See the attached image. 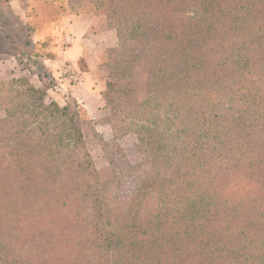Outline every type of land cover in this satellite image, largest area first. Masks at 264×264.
Wrapping results in <instances>:
<instances>
[{
  "label": "trees",
  "instance_id": "obj_1",
  "mask_svg": "<svg viewBox=\"0 0 264 264\" xmlns=\"http://www.w3.org/2000/svg\"><path fill=\"white\" fill-rule=\"evenodd\" d=\"M32 1L30 21L12 14L22 45L0 29L20 61L48 55L29 32L60 13L108 18L117 45L98 65L101 96L120 116L114 140L134 132L145 159L128 162L77 100L46 101L47 72L46 89L6 81L0 264H264V0ZM90 138L111 178H99ZM124 178L139 181L128 198Z\"/></svg>",
  "mask_w": 264,
  "mask_h": 264
},
{
  "label": "rangeland",
  "instance_id": "obj_2",
  "mask_svg": "<svg viewBox=\"0 0 264 264\" xmlns=\"http://www.w3.org/2000/svg\"><path fill=\"white\" fill-rule=\"evenodd\" d=\"M5 4L7 3L0 4V14H5V21H11V24L8 25L6 22L5 25L0 24V29L1 31L5 30L7 33L12 35L14 39H16L17 43L22 45V41L24 40V37H26V32L21 29V26L17 22H13L12 14L14 13L19 15L23 21L28 22L32 19V15L35 14V10L31 9V7L37 3H34L32 0L27 1L24 11L20 14L13 12ZM70 14L76 13L73 10L64 14L60 13L58 15V22L56 25L50 24L44 27L41 26L42 28H40V33L29 32V39L31 40L29 46L35 45V48L40 50V52H47L48 54L44 57L35 59L34 62L18 60L8 47V40L3 39V42H5L6 45H4V43L3 45L0 44V85H4H1L0 93L4 94L9 91L5 82L12 79H23L32 86L46 89L45 84L40 79L42 74L39 73L47 72L50 76L46 80L47 94L45 99L46 101L52 99L56 101L60 107H62L70 104L72 99H77L71 95L69 89L65 91L60 89L61 83L77 85L84 82L82 77L85 76L86 80L94 82L96 89L99 90L101 105L104 110L102 115L99 117L92 118L89 115L94 121L96 130L102 135L105 141L112 143L116 142L122 148L124 156L128 162H142L145 159V152L143 147L138 142L134 132L128 133L117 138V140H114V128L112 124L120 116L113 114V111L108 105H106L101 96V92L105 90V73L98 65L109 59L108 56H106L105 51L117 45L116 30L113 27H110L108 18L103 14H96L91 10L77 13L88 17V21L90 22V27L83 37L84 49L82 55H80L73 63L61 61L54 67V61L59 58L57 56L58 45L60 44L61 47H63L67 44L66 35H64V31L60 29L59 24L62 18ZM37 20L39 19L37 18ZM44 38H46L48 44L43 46L41 43L44 42ZM53 71L56 72V75ZM83 73H85V75H83ZM48 81H50V83H48ZM16 87L19 89L20 86L17 84L12 87V89H15ZM77 102L81 104L78 100ZM152 112H154V110ZM4 117V109L0 108V119H3ZM158 119L161 122L160 125L165 133L161 143L165 146H169L173 140L174 133L173 131L166 130V123L164 122L165 119L162 113H158ZM86 146L93 161V165L98 172L99 178L102 180L111 178L113 174L112 168L104 156L99 144L90 138L86 141ZM138 187V180L133 178H124L119 192L120 196L128 198L137 191Z\"/></svg>",
  "mask_w": 264,
  "mask_h": 264
},
{
  "label": "crops",
  "instance_id": "obj_3",
  "mask_svg": "<svg viewBox=\"0 0 264 264\" xmlns=\"http://www.w3.org/2000/svg\"><path fill=\"white\" fill-rule=\"evenodd\" d=\"M27 1L29 0H10L5 5L13 12L20 14L24 11ZM88 20V17L83 14H70L62 18L59 25L60 29L64 31V35H66L67 44L63 47L60 44L58 45L57 56L59 58L54 61V67L61 61L73 63L82 55L84 49L83 37L90 27ZM54 73L56 75V72ZM82 79L84 82L77 85L61 83L60 89H63V91L69 89L71 95L81 102L92 118L99 117L104 112L99 90L96 89L94 82H89L85 76Z\"/></svg>",
  "mask_w": 264,
  "mask_h": 264
}]
</instances>
